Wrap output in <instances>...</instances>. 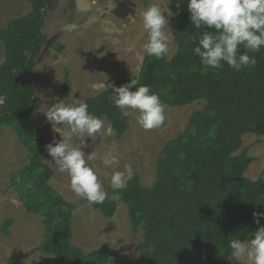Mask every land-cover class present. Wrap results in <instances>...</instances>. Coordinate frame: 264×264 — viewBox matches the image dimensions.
Wrapping results in <instances>:
<instances>
[{
	"label": "trees",
	"instance_id": "1",
	"mask_svg": "<svg viewBox=\"0 0 264 264\" xmlns=\"http://www.w3.org/2000/svg\"><path fill=\"white\" fill-rule=\"evenodd\" d=\"M54 0H31V11L13 19L0 30L4 61L0 65V128L12 127L29 150L28 163L13 174L9 190L14 192L29 214L43 218L46 232L35 253L53 256L57 264H109L119 258L110 247L86 252L74 243L76 211L88 204L81 198L75 204L66 199L51 182L54 170L46 163L47 135L32 127L38 108V91L29 75L46 42L43 33L46 16ZM178 15L170 27L177 52L162 60L146 55L138 77L122 72L112 82L116 87L138 79L170 107H186L204 101L189 126L169 141L156 165L153 186L142 184L139 175L124 190L111 194L127 206L134 234L142 221L149 225L140 244L142 264H233L228 240L251 237L258 226L253 212H264V172L257 180L246 177L255 161L247 152L235 156L247 134L264 137V48L255 55V66L237 72L204 68L193 53L199 38L189 19L188 0H168ZM62 52L64 45L56 46ZM244 49L241 48V52ZM72 84L66 77L60 99L70 100ZM108 87L85 100L89 112L105 118L116 129V139L129 129L128 117L114 107ZM165 124L162 126L164 127ZM161 127V128H162ZM89 205V204H88ZM90 206V205H89ZM107 219L114 218L118 204L108 197L103 204L91 205ZM14 220L8 218L2 233L10 236Z\"/></svg>",
	"mask_w": 264,
	"mask_h": 264
},
{
	"label": "rangeland",
	"instance_id": "2",
	"mask_svg": "<svg viewBox=\"0 0 264 264\" xmlns=\"http://www.w3.org/2000/svg\"><path fill=\"white\" fill-rule=\"evenodd\" d=\"M153 3L159 4L162 9H169L172 16L168 17V12H165V16L170 23L178 15L168 0H54L43 28L46 42L36 67L29 75L38 91V108L33 113L31 125L46 133L48 144L54 138L62 139L61 136L68 131L60 126L54 130L43 114L60 99L67 76L72 84L70 100L98 95L122 72H127L131 78L139 76L147 55L142 49L147 33L143 30L141 13ZM30 11L31 0H0V30L13 19L27 15ZM67 25L74 27L68 30ZM170 39L168 58L172 59L177 52L172 32ZM58 44L64 45L62 52L57 51ZM3 61L4 47L0 45V65ZM101 84H106V88L100 87ZM204 107V101L181 108L166 105V125L148 131L137 124V114L133 112L127 116L129 129L122 139L102 136L95 142L90 139L87 141L90 147L84 151L86 154L94 150L97 152V160L90 164L104 181L108 197L117 201L118 210L114 218L107 219L88 204L79 208L74 217L75 245L86 252L103 247L114 249L119 258L111 260L109 264H142L140 244L149 222L144 219L140 232L133 233L127 206L111 194V174L123 171L126 164H131L132 178L139 175L143 185L153 186L156 165L165 145L184 133L192 115ZM103 119L107 126L108 121ZM114 143L117 147L112 154L118 157L119 163L105 168L101 159ZM243 152L255 159L246 177L257 180L264 172V137L247 134L235 156ZM29 154V148L21 142L12 127L0 128V264H9L11 258L39 249L44 240L46 227L43 218L29 214L17 195L9 190L13 174L28 163ZM46 160L50 161L51 157L48 155ZM46 163L55 172L52 186L70 202L77 203L80 198L71 191L68 175ZM8 218L14 220L10 236L2 233V225ZM232 262L239 264L235 258H232ZM15 264L57 262L53 256L39 251L30 257H20Z\"/></svg>",
	"mask_w": 264,
	"mask_h": 264
},
{
	"label": "clouds",
	"instance_id": "3",
	"mask_svg": "<svg viewBox=\"0 0 264 264\" xmlns=\"http://www.w3.org/2000/svg\"><path fill=\"white\" fill-rule=\"evenodd\" d=\"M159 4L153 3L141 13L143 30L147 40L142 45L143 51L156 60L164 59L170 52L169 18ZM188 12L194 29L199 33L195 56L199 57L204 68L223 69L225 64L239 72L243 68L255 66V55L264 48V0H188ZM135 19V18H134ZM132 19V20H134ZM72 30L74 25H67ZM241 48L244 49L241 52ZM100 87L106 88V84ZM114 107L120 109L121 117H127L133 112L137 114V124L144 130L161 128L166 120V105L150 86L141 85L138 79H132L120 87L110 84ZM131 110V111H129ZM52 124L54 130L63 127L68 131L62 139H53L46 145V151L52 164L60 173H66L70 178L71 191L91 205L103 204L108 198L104 181L99 177L97 169L90 162L97 160L94 150L86 154L84 149L90 147L87 141L95 142L102 136L114 137L116 129L111 123L105 125V120L89 112V105L83 99H57L43 113ZM79 141V143H75ZM112 145L109 152L101 159L105 168H111L119 163L116 150ZM133 167L126 164L123 171H114L110 178L112 190H124L132 179ZM256 224L264 218V212H253ZM248 239L231 238L227 247L230 258H235L239 264H264V226L251 232Z\"/></svg>",
	"mask_w": 264,
	"mask_h": 264
}]
</instances>
